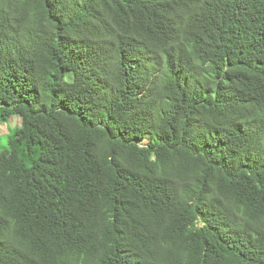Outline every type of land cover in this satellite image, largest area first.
<instances>
[{
    "label": "trees",
    "instance_id": "16d2710c",
    "mask_svg": "<svg viewBox=\"0 0 264 264\" xmlns=\"http://www.w3.org/2000/svg\"><path fill=\"white\" fill-rule=\"evenodd\" d=\"M0 264H264V0H0Z\"/></svg>",
    "mask_w": 264,
    "mask_h": 264
},
{
    "label": "rangeland",
    "instance_id": "374dc122",
    "mask_svg": "<svg viewBox=\"0 0 264 264\" xmlns=\"http://www.w3.org/2000/svg\"><path fill=\"white\" fill-rule=\"evenodd\" d=\"M22 125L20 117H13L10 121L3 123L0 121V152L5 150L10 142V135L19 134Z\"/></svg>",
    "mask_w": 264,
    "mask_h": 264
}]
</instances>
